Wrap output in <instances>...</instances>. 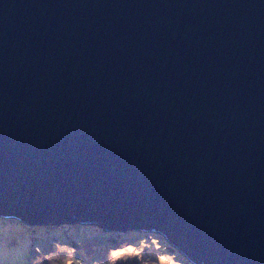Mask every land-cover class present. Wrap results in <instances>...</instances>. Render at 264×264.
<instances>
[{"label":"water","instance_id":"water-1","mask_svg":"<svg viewBox=\"0 0 264 264\" xmlns=\"http://www.w3.org/2000/svg\"><path fill=\"white\" fill-rule=\"evenodd\" d=\"M9 215L264 264V0H0Z\"/></svg>","mask_w":264,"mask_h":264},{"label":"rangeland","instance_id":"rangeland-1","mask_svg":"<svg viewBox=\"0 0 264 264\" xmlns=\"http://www.w3.org/2000/svg\"><path fill=\"white\" fill-rule=\"evenodd\" d=\"M62 229L52 223L0 216V264H193L192 256L168 242L160 230L134 236L107 232L111 235L106 237L96 231L85 233L95 230L86 227L64 240L34 239Z\"/></svg>","mask_w":264,"mask_h":264},{"label":"trees","instance_id":"trees-1","mask_svg":"<svg viewBox=\"0 0 264 264\" xmlns=\"http://www.w3.org/2000/svg\"><path fill=\"white\" fill-rule=\"evenodd\" d=\"M59 218H61V216H59ZM135 221H138L139 223H140V225H142V226H146V227H150V228H152L154 231H158V230H161L162 228H161V226H160V224H156L157 222L154 220V219H152V218H136L135 219ZM55 225V224H54ZM160 227H159V226ZM161 228V229H160ZM57 231V230H56ZM55 231V232H56ZM85 231V230H84ZM165 232V231H164ZM153 235V234H152ZM107 237V236H106ZM171 238V237H170ZM171 240L173 241V243H176V240L173 238H171ZM182 248H180L183 252L184 251H186L185 253L188 255V257L189 256H192V257H194V258H197V257H195L194 255H192L191 253H193L192 251H194V250H192V249H190V248H188L187 246H185L184 244H182ZM180 247V246H179ZM202 259H200V258H197V260H195V261H201V260H203V262H207V263H209V264H216V262L214 261V260H212V259H207V258H204L203 256H200ZM196 263H198V262H196Z\"/></svg>","mask_w":264,"mask_h":264},{"label":"clouds","instance_id":"clouds-1","mask_svg":"<svg viewBox=\"0 0 264 264\" xmlns=\"http://www.w3.org/2000/svg\"><path fill=\"white\" fill-rule=\"evenodd\" d=\"M85 232V231H84ZM73 233H75V232H73ZM72 232H67L66 234L68 235V234H71V235H68L69 237H72V236H77V235H74ZM51 233H47V234H43L42 236H44V237H46V238H48V239H50L49 238V235H50ZM38 235H41V234H37L36 236H35V238H41L40 236H38ZM67 235H59L58 237H56L54 234H53V238L54 239H56V238H58V239H62V240H64L65 239V236H67ZM101 235H103V236H106L105 234H101Z\"/></svg>","mask_w":264,"mask_h":264},{"label":"bare ground","instance_id":"bare-ground-1","mask_svg":"<svg viewBox=\"0 0 264 264\" xmlns=\"http://www.w3.org/2000/svg\"><path fill=\"white\" fill-rule=\"evenodd\" d=\"M7 231H11V230H7ZM66 232V231H65ZM68 232V231H67ZM66 232V233H67ZM1 244H3V242L1 243ZM175 247L177 246V243L174 245ZM186 252V251H185ZM185 252H182V253H185ZM184 256V255H183ZM189 259H191V258H189ZM192 263L193 264H202V263H200L199 261H194V260H197V259H195L194 257H192ZM196 262H198V263H196Z\"/></svg>","mask_w":264,"mask_h":264}]
</instances>
